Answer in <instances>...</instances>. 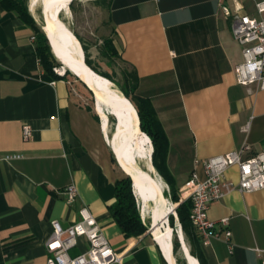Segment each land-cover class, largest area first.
<instances>
[{"label":"crops","instance_id":"0c3cea01","mask_svg":"<svg viewBox=\"0 0 264 264\" xmlns=\"http://www.w3.org/2000/svg\"><path fill=\"white\" fill-rule=\"evenodd\" d=\"M257 1H93L102 14L101 54L116 62L129 95L151 107L166 137V170L181 201L192 189V173L204 179L203 161L243 147L245 156L264 148V89L236 82L241 47L232 18L222 10L254 15ZM106 40L112 56L105 55ZM36 47L31 27L0 2V264H46L51 221L66 228L84 205L123 264H167L151 221L142 222L144 234L126 238L111 217L115 181L125 173L86 92L73 79L45 73ZM23 124L31 128L28 139ZM8 155L19 158L5 160ZM226 177L236 181V168ZM71 184L77 197L67 204L63 190ZM208 216L218 236L207 245L198 238L206 264H261L255 249L264 250V189L231 190L210 205ZM86 248L80 238L69 252Z\"/></svg>","mask_w":264,"mask_h":264},{"label":"built area","instance_id":"2783aa9c","mask_svg":"<svg viewBox=\"0 0 264 264\" xmlns=\"http://www.w3.org/2000/svg\"><path fill=\"white\" fill-rule=\"evenodd\" d=\"M222 10L225 16L232 18L231 32L241 47L242 61L233 69L236 82L264 89V0L255 3L254 15L231 13L226 7H222ZM53 71L59 77L64 74L57 69ZM22 134L24 139L31 137L28 124H23ZM246 151L247 147H243L203 161L202 180L198 179L196 173L191 174L192 189L186 199L191 202L189 220L203 245H207L210 238L218 236L215 221L208 216V209L213 202L231 190L251 193L264 189V148L251 156H245ZM13 158L19 156L8 155L4 159ZM233 167L237 171L236 181L226 177L228 169ZM63 193L67 204L73 203L77 197V189L72 184ZM171 214L177 220L175 211ZM219 222L224 227L228 225L227 218ZM51 226L53 231L44 243L46 264H123V257L110 245L87 206L78 209L76 221L66 228H61L56 220L51 221ZM224 236L228 239L230 231L225 229ZM80 238L85 240L87 248L70 255L69 251L77 247ZM255 252L261 257V264H264V250L255 249Z\"/></svg>","mask_w":264,"mask_h":264},{"label":"bare ground","instance_id":"6f19581e","mask_svg":"<svg viewBox=\"0 0 264 264\" xmlns=\"http://www.w3.org/2000/svg\"><path fill=\"white\" fill-rule=\"evenodd\" d=\"M68 1L69 0H29V11L34 14L35 7L39 4L41 10H43V15L49 18L47 26L45 27L44 23L41 27H43L50 39L55 58L63 63L57 68V71H59V73H64L68 68L73 73H77L81 78H84L83 75H85V79H92L103 83L107 87L106 96L113 100V104L118 106L120 108L119 110H125V116H122L123 112L119 113L118 118L120 123L117 127V131L114 132L113 130L111 135H108V116H113V114L110 113L109 107L103 105L99 101H97L96 108L94 106L101 119L105 139L109 147H112L124 170L131 172L133 178V191L140 202L142 219L145 220V216L149 215L151 225H154L152 228L153 239L162 249L167 264H176L172 252V237L174 230L170 227L167 219V216L174 212V207L164 196L163 187H165V185L151 164L150 154L152 145L150 139L138 127V118L133 104L111 81L97 74L89 68L84 61H81L83 54L81 44L69 29L66 22L60 18V14L64 13L69 15V4L71 2L87 0H70V3L67 5ZM53 29L59 30L61 35L65 38L70 36L76 53H71L70 48L67 47V44H69L68 40H63V43L56 41L57 39L54 37ZM66 52L70 54L71 59L67 60L65 58ZM75 64H78L80 67ZM127 111L131 112V119L128 117L129 113ZM138 161H143L144 167H140ZM141 176L147 178L146 183L140 179ZM175 233L177 238H179L181 252L184 259L188 262L187 264H199L197 259L190 254L178 224Z\"/></svg>","mask_w":264,"mask_h":264},{"label":"trees","instance_id":"16d2710c","mask_svg":"<svg viewBox=\"0 0 264 264\" xmlns=\"http://www.w3.org/2000/svg\"><path fill=\"white\" fill-rule=\"evenodd\" d=\"M0 2L4 9L15 12L17 16L34 31L37 44L36 52L42 70L56 79L61 78L53 73V68L60 66V63L53 57L45 34L30 15L27 0H0ZM71 4L72 3L69 4V7ZM74 35L81 44L85 64L97 74L114 83L111 78L97 70L88 55L87 47L81 43L80 38L76 34ZM108 43L109 42L106 40L105 50H107V53H105V55L112 56L110 54L111 47L108 46ZM68 72L69 71L66 70L65 74ZM118 89L133 104L139 118L140 130L150 139L152 145L151 164L156 173L161 176L169 186V199L175 206L178 223L181 227L183 236L190 247V254L198 260L199 264H206L201 252L197 250V242L199 239L189 220L191 202L189 200L181 201L179 199L172 181H170V175L166 170V137L158 120L154 116L147 101L141 98L131 97L124 87ZM166 195L164 194L165 197ZM109 210L111 217L123 233L124 237H137L147 231V227L144 226L141 221L140 212L132 192L131 180L128 176L124 175L122 178L115 181V201L109 207ZM168 220L170 227L174 230V238H172V252L174 254L178 249V242L174 233L175 223L172 215L168 216Z\"/></svg>","mask_w":264,"mask_h":264},{"label":"rangeland","instance_id":"374dc122","mask_svg":"<svg viewBox=\"0 0 264 264\" xmlns=\"http://www.w3.org/2000/svg\"><path fill=\"white\" fill-rule=\"evenodd\" d=\"M93 1L87 0V1H73V2H71L72 4L69 7V10H70L69 15L61 13L60 18L62 20H64L65 22H67L70 30L74 34H76L80 38L81 43L87 47L88 55H89L93 65L97 68V70L100 73L105 74L109 78H111V80L114 81L113 84L117 88L121 89L124 86V84H123L124 82L122 80V77L117 74V72H118L117 68L118 67L116 66V62L115 61H109V59L102 56V54H101L102 53L101 48H103V46H102L103 35L99 29V26H100L99 20L102 19V14H101V17L96 14V11L94 9V3L95 2H93ZM27 5L29 6V0H27ZM33 15L35 17L36 24L41 28V26L44 23V20H43L42 10H41V7L39 4L35 7V11H34ZM56 61L58 62L57 59H56ZM60 66H61V64H60ZM60 66H58V67H60ZM58 67H54L53 69H57ZM53 73L55 74L54 71H53ZM61 78H70V79L75 80L77 82V84L79 85V87L82 88L86 92L87 97H88L87 103H89V105L92 109L94 108L92 93L77 77H75L70 72H68L67 74H65V72H64V74H63V76H61ZM108 120L109 121H108L107 132H108V135H111V133L114 130L115 120L110 115L108 116ZM138 163H139L140 167H144L143 161H138ZM166 193H167V195H166ZM163 194H165L166 199L169 200V202H171L169 199V190H165ZM134 197L136 200L137 198H136L135 194H134ZM137 207H138V205H137ZM174 211H175V206H174ZM169 215H172V217L174 218L173 214H169ZM143 221L142 222L144 224H147L150 221L149 215H147V217ZM168 223H169V220H168ZM174 223H175V229H176L177 220L175 218H174ZM175 236H176V233H175ZM172 238H174V237H172ZM176 240L178 242V249L173 254L175 261H176V264H187L186 260L184 259L183 255H182L181 244H180L177 236H176ZM184 240L188 246V249H190L185 238H184ZM177 261H178V263H177Z\"/></svg>","mask_w":264,"mask_h":264},{"label":"water","instance_id":"95a60500","mask_svg":"<svg viewBox=\"0 0 264 264\" xmlns=\"http://www.w3.org/2000/svg\"><path fill=\"white\" fill-rule=\"evenodd\" d=\"M68 3H70V0L67 2V5H68ZM42 12H43V10H42ZM42 15H43V13H42ZM43 20H44V23H45V27L47 26V23H48V21H49V18H48V16H46V15H43ZM43 23V24H44ZM41 30L43 31V33L45 34V37H46V39H47V41H48V44H49V46H50V49H51V52H52V54H53V56L55 57V55H54V53H53V49H52V45H51V43H50V39H49V37H48V35L45 33V31H44V29H43V27H41ZM54 31H53V33H54V37L57 39L56 41L57 42H60V43H63L62 41L63 40H68V42H69V44H67L68 46L67 47H69L70 48V50H71V53H76V49H75V47L72 45V40L70 39V36L68 37H64V36H62L61 35V33H60V31L59 30H56V29H53ZM59 32V33H58ZM64 45V44H63ZM65 46V45H64ZM66 47V48H67ZM66 56H65V58L68 60V59H71V56H70V54H68V52H66V54H65ZM83 55L84 54H82V58H81V61H84V57H83ZM58 62L60 63V64H63L62 63V61H59L58 60ZM85 62V61H84ZM76 65V64H75ZM76 66H78V67H80L78 64L76 65ZM67 71H69L70 73H72L75 77H77L89 90H90V92L92 93V96H93V104H94V106H95V108H96V105H97V101H99L100 103H102L103 105H106L107 107H109L110 108V113L111 114H113V118H114V120H115V126H114V132H116L117 131V127H118V125H119V123H120V121H119V118H118V116H119V113H122V116L124 115V112H125V110H119L120 108L118 107V106H116V105H114L113 104V100L112 99H110L108 96H106V89H107V87H106V85H104L103 83H101V82H99V81H94V80H92V79H85V75H83L84 76V78L82 77H79V75L77 74V73H73L72 71H70L68 68H67ZM98 94V95H97ZM128 113H129V118L131 119L132 117H131V112L130 111H127ZM135 112H136V110H135ZM136 115H137V112H136ZM125 116V115H124ZM137 118H138V115H137ZM138 127H139V129H140V126H139V118H138ZM110 149H111V151H112V154H113V156H114V159H115V161H116V163L118 164V166L121 168V170L125 173V175L126 176H128L129 178H130V180H131V184H132V192L134 193V191H133V178H132V175H131V172H127V171H125L124 170V168L122 167V165L120 164V162H119V160L117 159V156H116V154L114 153V151H113V149H112V147H110ZM151 154H152V151H151ZM151 154H150V160H151ZM140 179L143 181V182H147V178H145V177H143V176H141L140 177ZM174 210V209H173ZM168 219V218H167ZM153 226L154 225H151V229L153 228ZM178 226H179V230L181 231V227H180V225L178 224ZM182 232V231H181ZM152 233V232H151ZM178 240H179V238H178ZM180 242V241H179ZM165 260H166V258H165ZM166 262H167V260H166ZM186 263H188L187 261H186Z\"/></svg>","mask_w":264,"mask_h":264}]
</instances>
